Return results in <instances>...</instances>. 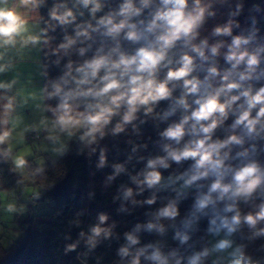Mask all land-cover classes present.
<instances>
[{
    "label": "clouds",
    "instance_id": "9594fccd",
    "mask_svg": "<svg viewBox=\"0 0 264 264\" xmlns=\"http://www.w3.org/2000/svg\"><path fill=\"white\" fill-rule=\"evenodd\" d=\"M72 155L147 209L76 212L73 264H264V0H0V258Z\"/></svg>",
    "mask_w": 264,
    "mask_h": 264
},
{
    "label": "trees",
    "instance_id": "16d2710c",
    "mask_svg": "<svg viewBox=\"0 0 264 264\" xmlns=\"http://www.w3.org/2000/svg\"><path fill=\"white\" fill-rule=\"evenodd\" d=\"M147 135H152L155 138V133L151 128L146 130ZM119 147L120 154L114 149H110L108 156L110 163L126 158L123 152L130 146L123 141L119 143ZM96 159L93 157L89 161L84 156L75 157L74 155L66 158V178L58 182L41 198L42 203L44 201L53 203V209L40 214L30 213L25 218L18 220L24 233V239L7 249V254L0 258V264H73L75 253L62 256L60 250L65 244L63 234L67 231L68 220L83 209L87 210L82 217L86 223L100 211L109 212L112 219L118 222L116 231L121 234L128 230L133 223L145 219L143 213L147 210L146 207L136 209L132 215L117 214L118 203L112 202V196L115 194V186L127 182V177L117 178L112 189L104 190L103 180L111 168L97 171ZM90 191L95 192V200L90 201L87 198ZM70 234L76 238L78 229L73 228ZM116 247L115 242L111 248L105 243L98 249V254H105L106 258L111 259L115 255Z\"/></svg>",
    "mask_w": 264,
    "mask_h": 264
},
{
    "label": "rangeland",
    "instance_id": "374dc122",
    "mask_svg": "<svg viewBox=\"0 0 264 264\" xmlns=\"http://www.w3.org/2000/svg\"><path fill=\"white\" fill-rule=\"evenodd\" d=\"M211 26V24L209 25V27ZM124 141V138L123 137H121L120 138V142L119 143H121V142H123ZM106 143H108L109 144V148L110 149H112V143H113V141H111V140H106ZM31 207V206H30ZM53 207H54V204L53 203H42V206L35 212V214H40V213H43V212H48V211H51L52 209H53ZM27 216V215H26ZM26 216H24V217H22V218H25ZM22 218H19V219H22ZM18 222V221H17ZM0 239H2V238H0ZM24 239V233H23V231L21 230V235L13 242V244L9 247V248H11V247H13V246H15V245H17L19 242H21L22 240ZM8 248V249H9Z\"/></svg>",
    "mask_w": 264,
    "mask_h": 264
}]
</instances>
